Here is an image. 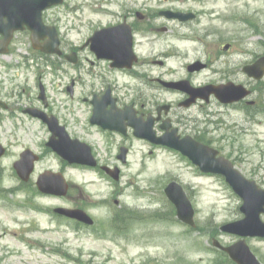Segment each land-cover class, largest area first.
I'll list each match as a JSON object with an SVG mask.
<instances>
[{
	"label": "rangeland",
	"instance_id": "1",
	"mask_svg": "<svg viewBox=\"0 0 264 264\" xmlns=\"http://www.w3.org/2000/svg\"><path fill=\"white\" fill-rule=\"evenodd\" d=\"M64 3L62 8L49 11L46 18L53 19L59 27L68 54L82 47L95 30L121 22L125 8L144 12L147 17L141 19L137 50L146 64L140 70L145 81L160 74L167 80L180 79L186 77V66L202 62L210 63V70L220 74L210 80L207 78L210 72L192 75L197 84L221 80L223 74L231 80L246 82L240 69L254 60L255 54L264 55V0H65ZM172 7L188 9L186 12L196 14L197 19L182 25L160 17V10ZM165 29L168 31L164 32ZM16 42L11 54L0 56L1 95L11 110L0 108V117H3L0 141L8 148V156L0 162V264H235L221 250H213L212 239L218 235L224 245L231 243L220 227L242 217L240 199L218 178L200 177L192 165L170 151L160 149L150 156L148 145L134 142L118 187L96 171L64 168L72 188L63 200L36 197L35 186L20 181L13 163L26 149L41 150L42 141L47 140L41 126L23 114L27 106H40L38 80L46 88L53 112L73 124L79 121V129L87 132L97 158L102 162L110 158L103 135L96 134L90 127V131L87 129L90 107L62 93L76 77L82 80L77 81L79 91L76 93L83 98L96 82L85 74L77 75L75 70L65 73L63 69L48 67L46 59L32 50L29 35H18ZM82 54L87 55V52ZM158 56L166 61L161 68L150 62ZM52 60L62 64L57 58ZM116 79L120 84L125 80L129 83V79L122 76H112L114 83ZM256 83L259 92L256 98L263 103L264 79ZM143 90L148 95L152 92L148 86ZM153 94L160 103L178 101V96L166 91L155 90ZM192 113L200 117L199 129L205 128L203 111L202 114L197 110ZM213 113L215 115L210 117L213 121L221 120L233 127L236 122L245 125L242 119L246 117L242 112H224V108L218 107ZM260 118L264 119V115ZM215 128L209 126L206 130L212 131L210 137L220 141L225 149L238 139L235 145L251 151V155L244 156L241 170L245 174L254 172V177L264 182V153L261 152L264 126L251 127L255 135L236 134L233 128L232 132ZM43 155L34 181L45 170L59 172L63 169L55 157L47 152ZM255 167L260 170L256 172ZM171 179L181 180L193 203L197 224L194 229L172 215L173 210L170 213L171 203L165 195V187ZM62 201L96 203L92 212L101 224L102 238L73 232L65 235L56 223L51 225L49 220L47 225L46 218L39 216L34 208L29 213L21 208L29 204L52 210L60 207ZM27 227L45 229L26 235ZM135 231L139 239L134 240ZM64 239L67 241L61 243ZM247 244L264 264V241L248 239Z\"/></svg>",
	"mask_w": 264,
	"mask_h": 264
},
{
	"label": "water",
	"instance_id": "2",
	"mask_svg": "<svg viewBox=\"0 0 264 264\" xmlns=\"http://www.w3.org/2000/svg\"><path fill=\"white\" fill-rule=\"evenodd\" d=\"M62 0H0V35H4V40H0V53H7L8 44L11 42L14 32L25 29L27 26L32 32V41L35 48L41 49L37 44L40 39L48 38L47 42L42 47V51L50 54H59V40L57 32L54 28L45 27L42 22V12L47 7L61 4ZM111 30H104L96 34L97 45L102 46L101 55L106 57L116 56L123 52V42L127 37L128 31L121 27L113 30L114 34L122 35L117 38L113 34H109ZM109 34V35H108ZM124 38V40H123ZM127 44V42H125ZM111 55V56H107ZM69 58V57H68ZM72 60V58H69ZM261 67L257 68L256 73H252L255 78L260 79L264 75V59L261 61ZM251 74V73H250ZM229 93V92H228ZM230 94V93H229ZM32 116L48 120L50 125H55L54 119L47 117L39 112H31ZM95 117L100 118L101 115L96 109ZM52 129V128H51ZM66 142L63 140V143ZM163 144L170 145L179 149L184 155L189 156L197 165L201 167L203 172H216L224 174L227 177L228 183L238 196L241 197L244 204L241 211L245 214V218L241 221L231 223L223 228L224 231L234 233L240 236H261L264 237V223L261 221L260 215L264 213V191L259 189L255 182L248 181L241 174L232 170L231 165L223 164L217 161L210 154L209 150L198 144L187 141H165ZM84 146V145H83ZM86 147V146H84ZM79 151V153H77ZM76 152L69 150L68 147L63 148V157L70 162L88 164L94 166L95 163L90 161L89 150H78ZM4 154V150L0 148V157ZM22 159L15 165L19 175L24 180L30 176L33 171V162L36 160L31 153L25 152L22 154ZM30 161V162H29ZM221 166L216 169L215 166ZM115 178H118L119 171L117 170ZM60 176V175H59ZM57 176V177H59ZM55 177L50 173L40 176L39 189L48 194L65 195L68 190V185L61 178L60 186L55 187L50 183V180ZM49 181L50 184L47 182ZM167 194L170 199L177 205L179 217L186 223L193 225V211L191 204L186 197L182 187L176 183H172L167 188ZM68 214L78 219H89L82 212L67 211ZM231 252L234 259L239 264H259L256 258L249 252L245 242H240L236 246L226 249Z\"/></svg>",
	"mask_w": 264,
	"mask_h": 264
},
{
	"label": "flooded vegetation",
	"instance_id": "3",
	"mask_svg": "<svg viewBox=\"0 0 264 264\" xmlns=\"http://www.w3.org/2000/svg\"><path fill=\"white\" fill-rule=\"evenodd\" d=\"M177 2V1H174ZM171 11L177 12L179 11L178 8L172 7ZM160 14V13H159ZM147 17L146 14H139L138 11H133V10H127V13L124 15V20L129 21L131 24V27L133 31L139 30L140 26L142 25L141 19ZM174 22H178L182 25L189 24V22L186 23H181L178 20H174ZM154 64H159V65H164V63H159L158 60L153 61ZM253 61H250L245 64V66H248L252 64ZM204 68H209V64H204ZM144 66V62L142 58H139L137 62L134 63V66L131 70H127L126 73L124 72H118V73H124L128 77H139L140 78V68ZM244 66V67H245ZM108 68L111 69V64H108ZM244 68L240 69L241 72H243ZM110 72H116L115 70L110 71ZM190 72L187 69L186 72V77L185 78H180V79H175L173 81L175 82H181L183 80H188L192 83L193 79L191 78L192 74H189ZM217 75L220 73L217 72ZM222 79L217 80L214 82H207L208 84L206 85H221L225 84L227 82H234L235 84L243 85L245 86V91L249 92V94L242 99L241 101L231 104V105H226L227 108L234 107V109H240L245 113V119L244 123L245 125L240 126L241 124H235L233 129H235L237 132L236 134L239 133H253L254 131L251 130V127L256 126L258 121H257V111H262L264 113V103L262 106H260V100H257V93L258 88L256 86V82L252 79L247 78V81L245 83H241L235 80H231L226 78L224 74L220 76ZM162 77H155L153 81L157 84L156 88H160L163 86L162 84ZM105 81V79L102 80V83ZM172 81V80H171ZM238 82V83H236ZM193 84V83H192ZM140 85L137 86H125V87H118L116 84H109L107 86L108 88H111L113 91V97L116 99V106L117 108L119 107L120 109H124L126 107H131L132 114L134 115L133 118L129 119H121L123 122H135L139 126H143L144 124H148L151 121H154V129L157 132L158 135H162L164 133V130H162V126H164L166 123V120H169L168 124H172L173 127L171 128H177L178 129V134L180 135L181 138H188L191 137L197 141H201L204 144L208 146H212L215 150L218 152V157H224L228 161H230L237 169H241L242 163L245 161L244 156H249L251 155V151L247 150L246 147H242L241 145H235L239 140L235 142L234 145L229 146L227 149L223 146V144H220V141L215 140L214 138H211V133L212 131L206 130L207 127L199 129L198 127V121H199V116H195V114L192 113V111L197 110L199 112V109H204L206 105H210L212 102H217L215 96H210L209 98H206V100H197V102L192 106L191 108H185L187 101L189 99V96L185 93L180 94L179 100L175 104H171L170 109H166L160 103L158 100V97H156L155 94L151 93L148 95L142 87H139ZM203 85L197 86V87H202ZM205 86V85H204ZM113 87V88H112ZM119 92H125L122 96H119ZM100 95L103 93L102 91L98 92ZM97 92H94L92 95L98 94ZM87 101V99H85ZM264 102V101H263ZM218 103V102H217ZM108 110L111 109V105H108L107 107ZM206 113V115H210L207 110H202ZM184 115V116H183ZM205 124V123H204ZM97 131L108 133L112 135V143L110 145L111 151L115 150L116 152H119L122 150V148H127L130 149L129 142L132 139H135L133 137V129L128 127L125 133H119V132H110V131H104L101 130L97 127H95ZM225 130H229L232 132V127L229 125H224ZM219 130H222V126H219ZM69 131V130H68ZM70 135L72 138H77L80 140H84L83 137L79 134H74L69 131ZM255 135V134H254ZM222 138V137H220ZM223 140V139H222ZM263 151V150H261ZM119 155V154H118ZM118 155L116 157V162L118 160ZM115 162V163H116ZM110 165V163H109ZM259 169H255L257 172ZM258 179V178H257ZM259 181L262 182V180L258 179ZM71 202V208L74 209H83L87 212H92V209H90V203L89 201H69ZM117 204H119V201H116ZM95 224L92 226H87L84 223L78 222V221H73L69 220L74 224V226L77 229L78 233H83L84 231L87 230H94V231H99L101 232V229H99V226L101 225L99 220L95 215H92Z\"/></svg>",
	"mask_w": 264,
	"mask_h": 264
}]
</instances>
